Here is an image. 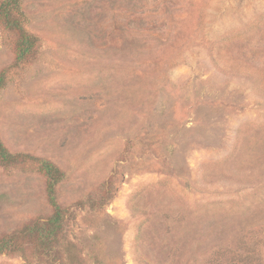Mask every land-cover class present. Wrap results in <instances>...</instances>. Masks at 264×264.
<instances>
[{"label": "rangeland", "instance_id": "rangeland-1", "mask_svg": "<svg viewBox=\"0 0 264 264\" xmlns=\"http://www.w3.org/2000/svg\"><path fill=\"white\" fill-rule=\"evenodd\" d=\"M20 8L36 44L17 63L0 23V140L21 156L0 162V236L52 213L48 159L58 264H264V0Z\"/></svg>", "mask_w": 264, "mask_h": 264}, {"label": "trees", "instance_id": "trees-1", "mask_svg": "<svg viewBox=\"0 0 264 264\" xmlns=\"http://www.w3.org/2000/svg\"><path fill=\"white\" fill-rule=\"evenodd\" d=\"M20 0H0V23L16 35L15 60L20 63L34 53L36 36L25 30L20 15ZM5 82L4 71L0 72V88ZM20 155L7 150L0 140V162L11 164L20 161ZM24 158L29 157L23 155ZM40 172L45 178L46 195L52 213L45 220L35 219L24 224L20 229L0 236V254H18L26 256L29 248L34 255L43 256L46 263L58 264L61 261L58 244L63 229L65 208L56 198V185L64 177V172L55 163L48 159H40ZM96 264H103L97 261Z\"/></svg>", "mask_w": 264, "mask_h": 264}]
</instances>
